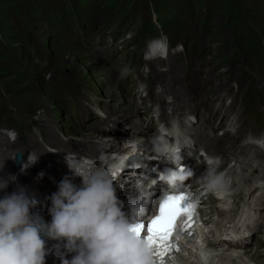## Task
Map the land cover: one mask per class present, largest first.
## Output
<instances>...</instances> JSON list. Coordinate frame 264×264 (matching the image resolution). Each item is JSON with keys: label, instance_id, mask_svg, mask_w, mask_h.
<instances>
[{"label": "rangeland", "instance_id": "rangeland-1", "mask_svg": "<svg viewBox=\"0 0 264 264\" xmlns=\"http://www.w3.org/2000/svg\"><path fill=\"white\" fill-rule=\"evenodd\" d=\"M110 1L112 6L107 5ZM225 2L0 0L3 174L17 170L12 165L17 151L27 156L38 146L71 144L73 138L87 140L90 145V141L136 139L134 128L121 118L139 114L154 120L152 116H161V107L168 119L174 113L173 105L182 108L187 102H193L185 105L188 111L196 107L202 115V124L199 114L191 116L195 128L207 132L205 118L214 117L219 124L227 113L225 126L216 129L218 134L230 128L247 140L252 130L259 134L258 145L264 149V0H229V7ZM159 4L165 7V24L156 17L155 6ZM155 42L159 44L157 51L151 48ZM256 42L260 47L253 46ZM155 93L163 103L156 101ZM254 107L256 112L249 113ZM240 108L251 123L252 116H259L254 128L245 125ZM150 129L152 136L154 126ZM232 130L229 132L235 133ZM236 134L240 142L231 149L234 161L242 157L236 154L244 148L241 141L245 142ZM145 138L139 136L136 141H148L147 148L150 140ZM98 150L92 145L85 147L94 156ZM263 153L253 155L247 167L236 168L252 173L248 178L259 172L264 187ZM226 160L219 170L235 164ZM28 179L26 183L34 184ZM235 187L246 191L245 187ZM128 190L124 187L123 194ZM261 194L258 189L249 199L250 205ZM262 220L261 229L250 241V251L230 250L228 254L239 255L228 257L238 264H264Z\"/></svg>", "mask_w": 264, "mask_h": 264}, {"label": "clouds", "instance_id": "clouds-1", "mask_svg": "<svg viewBox=\"0 0 264 264\" xmlns=\"http://www.w3.org/2000/svg\"><path fill=\"white\" fill-rule=\"evenodd\" d=\"M64 161L72 176L65 175L51 193L46 226L48 237L65 240L75 253L61 264H153L147 241L131 228L137 209L129 205L125 211L111 173L74 153H65ZM15 180L12 174L0 176V264H45V240L30 213L35 199L23 187L5 191Z\"/></svg>", "mask_w": 264, "mask_h": 264}, {"label": "bare ground", "instance_id": "bare-ground-1", "mask_svg": "<svg viewBox=\"0 0 264 264\" xmlns=\"http://www.w3.org/2000/svg\"><path fill=\"white\" fill-rule=\"evenodd\" d=\"M151 48H152L153 51H157L158 48H159L158 42L153 43L151 45ZM155 98L157 100H159L161 103H163L162 102L163 100L161 101L159 99L158 95ZM192 103L193 102H189L188 104L192 105ZM174 107L175 106L173 105V109L175 111H178L179 109H181V108H177V107L174 108ZM161 110H162V108H161ZM162 112H163V110H162ZM188 112L190 114H197V113L200 112V109H198L196 107H193V109L188 111ZM232 114L235 115L236 112H232ZM131 116H132L131 114L130 115H126L125 116V121H127V124L133 125L135 128L139 129L140 132H144V129H142L143 127L144 128H150L151 127V124L147 123L143 117L139 116L138 120L135 121ZM227 118H228V115H227V113H225L223 115V118L221 119L219 124L218 123L215 124L214 117L211 118V119L205 118L204 121L208 124L207 125V130H208L207 132L201 131L202 127L200 129L194 130V131H189L187 129H184L182 131L183 138L185 140L193 142L194 143V147H197L199 144H201V145L205 146L207 149L211 150V152L215 153L216 155L219 154L224 159H230V160L234 161V159H232L231 149L235 148L234 146H236L240 142L238 140V135L236 134V132L235 133L229 132V131H231L230 129H226L223 132V134H218L216 132V129L220 125L223 126V127L225 126L224 123L226 122ZM179 125H180V127L184 126L182 120H180ZM249 133L253 134L254 131L250 130ZM213 134L218 135L221 138H217L216 136H213ZM231 135H232V137L230 138ZM129 140L133 141V140H136V139L127 138L125 140V138H124V139H119L118 142H114V141L110 142L109 141L108 143L102 142V140H100L98 144H100L102 146V149L105 148V147H108V148H111V149H115L113 151H117L119 153L124 152V151H126L127 153H130V152H128V150L130 149L131 146L129 147L128 146L129 144L126 143ZM145 143H146V141L141 143V145H140L141 148H139L140 152L141 151H143V152L145 151ZM216 145L218 147H220L217 150V152H215V149H217ZM241 145L244 147V148H242V150L240 149L241 151L239 150L237 154H236V151L233 152L234 156H236V155H238L239 157L242 156V157H240V160L234 161L235 164L233 166L231 165L230 167H228L224 171H222V170L218 171L216 169V170H214L212 173H210L207 176V178L210 180L211 183H213V185L216 188H220L223 183L226 184L227 182H229L230 177L235 172H237L236 171V169H237L236 165L240 166V167L241 166L247 167L246 165H249V162L253 159V155H256L258 151H264V149H262L258 144L250 142V141H245V142L241 141ZM183 146L185 147V145H183ZM189 149H192V147H189ZM199 151H200V149H197V150L195 149V155L199 154ZM98 157H100V160L96 159L95 161H93L91 163H88V164H91V165H94L95 167H97L101 162H105L106 161L105 157H108V155L98 154ZM171 157L175 158L176 155L175 156L172 155ZM259 157H262V155H260ZM107 160H109V159H107ZM15 161H16V154L14 155V159H13L12 165L17 168ZM83 161H85L86 163L90 162L88 160H83ZM29 170L25 169V175L26 176L30 175ZM260 170H261V167H260ZM140 174L145 175L144 173H140ZM249 175L250 174L246 175V181H249V180L252 179L253 176H250L248 178ZM121 176H123V175H121ZM131 176L132 177L129 179V183L131 184V187H133V189H134V187H137L138 191L140 192V188L139 187H142V190L147 191V192L150 191V185L147 182L144 181L145 177L139 175V171L136 174V176H133L132 174H131ZM134 177H136V178L134 179ZM156 177H157L156 179H158L160 177V175H158ZM29 178H30L29 181L30 182L32 181V183H34V184H32L30 186L29 185H26V186L29 188L28 192H29L30 197L35 199L36 205H37L38 204L37 202H39L42 199L41 190H39V187H41V185L39 184V181L37 179H32L30 176H29ZM114 179L116 181H119V182L115 181L116 182V186H117V184L126 185V182H125L126 178H124L121 181V178H120V176L117 173L114 174ZM197 180H199L198 176L196 177V181ZM137 181H140V183H138ZM172 182L173 181H169V183H172ZM176 182H177V180H176ZM136 184H138V186ZM125 188H126V186H125ZM163 190H164L163 188L158 189L159 194L163 193ZM116 191H117V195L119 197V195H121V193L119 192V190L117 188H116ZM249 191L253 192V188L250 187ZM151 192H152V190H151ZM221 192L223 193V195H225V192L223 190ZM167 194H168V192L165 193V195H167ZM132 195H133V192L131 193L130 196H132ZM155 198H156V196L153 199L150 198L149 201H147L146 198H144V200L143 199L139 200L138 203L141 204V207H139L138 209H142L144 212H147L149 210L150 206H151L150 202L154 201ZM124 204H125V211H127L129 205H131V206L134 205L133 201H132V197H128V199L124 202ZM142 204H144V205H142ZM133 207L136 209V207H138V205H135ZM255 211H256L255 215L257 217L254 219L255 221L253 220L251 222L252 227L248 225L247 228H246V230L250 232L249 237L250 236H252V237L255 236L256 237L259 229H261V227H262V224H263L262 217L264 218V194H262V196L258 198V203H257ZM210 219H212V218H210ZM138 220H139V218L136 217L135 222L138 221ZM218 222H220V220H218ZM208 227H209V225L206 224L204 226V229H206ZM209 232H212L214 241L211 242V245L212 246L215 245V247H216L215 249L211 248L210 251H208V249H202V247H200V248H198L196 250L197 251L202 250V255H200L199 253H197L195 256H185V257L183 255H178V258L176 260L177 263L178 264H232V263L233 264L234 263L238 264L236 262L237 260L230 258V257H234V256H231L232 254H228L227 252H230V250H234V252L237 251V253H239V251H242L241 248L226 247V244L224 246L222 245L223 241L220 238L221 229L219 228L218 224H213L211 226V229H210ZM240 237L242 239L245 238L244 235H240ZM241 238H240V240H241ZM246 240H249V239H246ZM214 242H216V243L214 244ZM234 246H236V245H234ZM238 247H240V245ZM246 251L247 252L250 251V247L245 250V253H247ZM185 252L186 253H190V249H186ZM207 254H209V257L207 256ZM228 255H230V257H228ZM238 255L239 254H237L235 256L238 257ZM200 256H201V259H200Z\"/></svg>", "mask_w": 264, "mask_h": 264}, {"label": "snow or ice", "instance_id": "snow-or-ice-1", "mask_svg": "<svg viewBox=\"0 0 264 264\" xmlns=\"http://www.w3.org/2000/svg\"><path fill=\"white\" fill-rule=\"evenodd\" d=\"M193 216L189 197L183 193L168 195L161 200L158 215L153 216L146 225L143 222H135L131 228L138 237L142 236L147 241L153 264L156 261L163 264L166 254L171 250V238L177 227V221L182 219L186 225L191 227L190 221ZM145 227L146 236L142 235Z\"/></svg>", "mask_w": 264, "mask_h": 264}, {"label": "trees", "instance_id": "trees-1", "mask_svg": "<svg viewBox=\"0 0 264 264\" xmlns=\"http://www.w3.org/2000/svg\"><path fill=\"white\" fill-rule=\"evenodd\" d=\"M229 0H226V2H225V6L226 7H229ZM107 5H109V6H112L113 5V1H110V2H108V4ZM165 7H164V4H159V5H156L155 6V12H156V17H157V19H159L160 20V22H161V20L164 18V16H165V12H164V9ZM162 24H165V21H163L162 20V22H161ZM163 31L164 32H166V30H165V28L163 27ZM167 33V32H166ZM254 47H260V44L258 43V42H256V43H254V45H253Z\"/></svg>", "mask_w": 264, "mask_h": 264}, {"label": "water", "instance_id": "water-1", "mask_svg": "<svg viewBox=\"0 0 264 264\" xmlns=\"http://www.w3.org/2000/svg\"><path fill=\"white\" fill-rule=\"evenodd\" d=\"M21 159V155L20 154H16V162L19 163V160Z\"/></svg>", "mask_w": 264, "mask_h": 264}]
</instances>
